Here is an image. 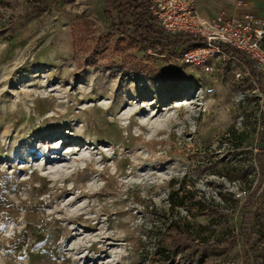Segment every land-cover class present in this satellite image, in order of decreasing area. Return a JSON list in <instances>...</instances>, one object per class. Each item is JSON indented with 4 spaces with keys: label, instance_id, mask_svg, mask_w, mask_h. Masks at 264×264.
<instances>
[{
    "label": "rangeland",
    "instance_id": "obj_1",
    "mask_svg": "<svg viewBox=\"0 0 264 264\" xmlns=\"http://www.w3.org/2000/svg\"><path fill=\"white\" fill-rule=\"evenodd\" d=\"M178 58L0 0V264H264V79Z\"/></svg>",
    "mask_w": 264,
    "mask_h": 264
},
{
    "label": "built area",
    "instance_id": "obj_2",
    "mask_svg": "<svg viewBox=\"0 0 264 264\" xmlns=\"http://www.w3.org/2000/svg\"><path fill=\"white\" fill-rule=\"evenodd\" d=\"M158 26L168 37L187 35L190 45L181 41L175 50L182 66L199 67L205 73L230 60L239 61L264 79V14L239 12L245 5L222 11L210 19L200 16L196 0H148ZM236 52L243 54V58Z\"/></svg>",
    "mask_w": 264,
    "mask_h": 264
},
{
    "label": "trees",
    "instance_id": "obj_3",
    "mask_svg": "<svg viewBox=\"0 0 264 264\" xmlns=\"http://www.w3.org/2000/svg\"><path fill=\"white\" fill-rule=\"evenodd\" d=\"M104 14L111 19V27L121 35H130L133 42L146 50L163 54L165 50L175 49L182 41H191L187 35L168 37L158 26L157 18L149 8L148 0H102ZM240 57L242 53L236 52ZM180 232L191 235L188 229L178 225Z\"/></svg>",
    "mask_w": 264,
    "mask_h": 264
},
{
    "label": "crops",
    "instance_id": "obj_4",
    "mask_svg": "<svg viewBox=\"0 0 264 264\" xmlns=\"http://www.w3.org/2000/svg\"><path fill=\"white\" fill-rule=\"evenodd\" d=\"M126 1V0H122ZM197 11L204 19H210L222 11L230 12L236 8L237 0H196ZM103 2V1H102ZM239 12L264 14V0H244Z\"/></svg>",
    "mask_w": 264,
    "mask_h": 264
}]
</instances>
